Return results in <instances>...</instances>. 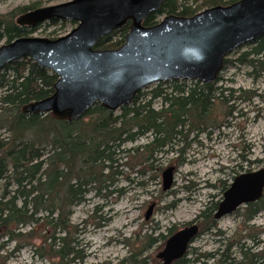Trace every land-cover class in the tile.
Here are the masks:
<instances>
[{
  "label": "trees",
  "instance_id": "trees-1",
  "mask_svg": "<svg viewBox=\"0 0 264 264\" xmlns=\"http://www.w3.org/2000/svg\"><path fill=\"white\" fill-rule=\"evenodd\" d=\"M238 1L164 0L160 10L150 15L143 25L153 27L166 16L191 18L206 9L226 7ZM39 7L32 4L0 16V45L36 34L42 26L29 29L19 26L16 20ZM59 24L66 22L52 21L47 26ZM129 31L130 23L103 38L96 48H120ZM234 64L261 73L264 37L235 61L228 58L224 61V67ZM255 74L252 76L256 77ZM57 80L54 74L30 59L12 63L0 71V132H4L0 135V264L8 262L1 255L4 240L16 246L38 240L34 254L40 258L57 259L59 264H81L85 258L79 249L78 229L70 221L73 210L85 202L90 192L109 193L115 178L124 176L120 170L129 166L120 164L124 160L132 158L140 167L153 168L160 154L178 152L184 156L192 134L199 135L214 127L210 113L215 102L225 106L235 102L236 94L234 90L215 87L218 81L208 85L173 81L140 92L118 114L96 104L81 119L68 123L56 121L50 115L22 112L23 107L51 97ZM156 104H160L158 109ZM230 109L229 117L235 111L233 107ZM146 136L150 138L147 144L127 149L128 144H135ZM175 147L182 149L174 151ZM142 172L135 174L145 176ZM221 190L224 194L227 186ZM115 193L121 195L122 191ZM218 205L219 202L212 203L202 212L200 233L215 228L214 213ZM244 210L247 221L264 212V194L260 201ZM36 228L42 232L38 237H34ZM176 232L169 229L159 239L149 238V244L156 240L165 243ZM239 253V259L234 258L228 249L206 260L213 259V264H264V252L254 253L243 245ZM189 255L188 251L174 264H189L186 259ZM138 256L131 254L125 263L146 264Z\"/></svg>",
  "mask_w": 264,
  "mask_h": 264
},
{
  "label": "water",
  "instance_id": "water-1",
  "mask_svg": "<svg viewBox=\"0 0 264 264\" xmlns=\"http://www.w3.org/2000/svg\"><path fill=\"white\" fill-rule=\"evenodd\" d=\"M164 0H74L39 8L16 20L35 29L52 21L76 27L55 40L23 37L0 45V71L23 59L57 77L51 97L23 107L31 115H50L72 123L96 104L116 113L130 106L145 89L173 81L214 83L225 59L236 50L264 37V0H240L206 9L191 18L166 16L157 25L143 22L157 13ZM130 23L125 43L117 50H98V43ZM174 168L162 174L163 191L172 188ZM264 194V168L237 176L219 203L214 220L232 215L260 201ZM155 204L145 215L149 221ZM199 235V227H186L172 235L157 254L163 264L186 256Z\"/></svg>",
  "mask_w": 264,
  "mask_h": 264
},
{
  "label": "rangeland",
  "instance_id": "rangeland-1",
  "mask_svg": "<svg viewBox=\"0 0 264 264\" xmlns=\"http://www.w3.org/2000/svg\"><path fill=\"white\" fill-rule=\"evenodd\" d=\"M72 1L0 0V16L32 4L46 8ZM47 25L43 24L32 36L61 38L76 27L72 22ZM252 46L236 50L227 57L228 60L235 61ZM259 72L244 65L224 67L215 87L234 90L235 102L225 106L215 102L210 113L215 128L210 127L199 135L192 134L184 156L178 152L160 154L153 168L140 167L132 158L124 160L120 164L129 166L120 170L124 176L115 178L109 193L90 192L85 197V202L73 210L70 218L78 229L79 249L85 258L81 264H122L134 253L146 264H159L156 256L165 243L156 240L149 244V238L159 239L169 229L179 231L199 220L206 207L222 201L224 185L228 189L237 176L264 168V70ZM254 74L256 77L252 76ZM159 107L160 104L155 105V108ZM231 107L235 111L229 117ZM149 140L146 136L126 147L143 146ZM178 149L182 147H175L174 151ZM171 167L174 168V182L172 188L164 192L162 174ZM138 171H143L145 176L135 174ZM112 190L114 193L110 195ZM116 190H121L122 194L115 193ZM152 204H155L153 215L146 221V212ZM244 209L245 206L216 221L213 230L200 233L186 257L189 264H213V259L207 261L206 258L217 257L228 249L229 255L239 259V249L243 245L254 253L264 252V212L247 221ZM201 224L200 221V227ZM24 231L29 232V229ZM41 234L40 228H36L34 237ZM4 241L1 255L8 258L6 264H59L57 259L49 260L34 254V247L38 248L40 243L38 240L17 246Z\"/></svg>",
  "mask_w": 264,
  "mask_h": 264
},
{
  "label": "flooded vegetation",
  "instance_id": "flooded-vegetation-1",
  "mask_svg": "<svg viewBox=\"0 0 264 264\" xmlns=\"http://www.w3.org/2000/svg\"><path fill=\"white\" fill-rule=\"evenodd\" d=\"M200 221H201V220L199 219V220L194 221L193 223L187 224V225H185V226L183 227V229L186 228V227H190V226H193V225H197V226L199 227V230H201V227H200ZM180 230H182V229H180ZM200 232H201V231H200ZM199 235H200V234H199ZM197 238H198V237H197ZM197 238H196V239H197ZM196 239H195V240H196ZM194 242H195V241H194ZM191 246H192V245H191ZM189 250H190V246H189L188 251H189ZM158 262H159V264H163V263H162L161 261H159V260H158Z\"/></svg>",
  "mask_w": 264,
  "mask_h": 264
},
{
  "label": "bare ground",
  "instance_id": "bare-ground-1",
  "mask_svg": "<svg viewBox=\"0 0 264 264\" xmlns=\"http://www.w3.org/2000/svg\"><path fill=\"white\" fill-rule=\"evenodd\" d=\"M41 26H42V25H41ZM116 32H117V31H116ZM59 38H60V37H59ZM59 38H57V39H59ZM45 39L55 40V39H50V38H45ZM124 43H125V42H124ZM118 49H119V48H118ZM116 50H117V49H116ZM113 187H114V185L112 186V188H113ZM112 188H111V189H112ZM111 189H110V190H111ZM113 193H114V190L111 191L110 195L113 194ZM198 236H199V235H198ZM193 243H194V242H193ZM193 243H192V244H193ZM192 244H191V245H192ZM190 247H191V246H190ZM188 249H189V248H188Z\"/></svg>",
  "mask_w": 264,
  "mask_h": 264
}]
</instances>
